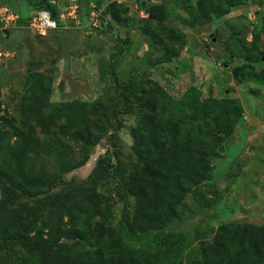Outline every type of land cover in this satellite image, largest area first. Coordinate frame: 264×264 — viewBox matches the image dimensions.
Listing matches in <instances>:
<instances>
[{
	"label": "trees",
	"instance_id": "16d2710c",
	"mask_svg": "<svg viewBox=\"0 0 264 264\" xmlns=\"http://www.w3.org/2000/svg\"><path fill=\"white\" fill-rule=\"evenodd\" d=\"M54 1L58 0H32L31 6L34 11L49 10L61 26ZM244 2L195 0L193 7L199 19L209 22ZM126 10L124 4L122 8L105 5L97 28L107 27L106 12L115 22L126 24L120 18ZM145 11L147 20L156 24L144 27L149 45L159 48L151 64L178 58L186 36L163 24L162 3ZM30 16L22 20L27 22ZM257 41L255 32L250 47L237 39V51L230 56H240L244 63L233 68L235 78L264 81V49ZM255 63L263 64L260 72ZM28 65L17 117L0 118L6 166L0 175V264H264V223L225 221L212 230L201 221L196 233L210 231L212 238L198 249L192 247L189 232L169 228L180 217L192 188L208 180L211 159L243 117L239 99L224 96L209 97L201 104L178 103L150 77L118 82L114 75L120 111L137 115L129 129L135 159L127 170L118 160L119 150H114L97 160L85 180L73 179L50 191L56 176L86 163L90 148L103 136L105 122L98 114H104V109L95 102L89 108L60 113L50 103L53 70L36 72ZM63 140L78 144L82 158L64 159L65 153L59 150L56 165L48 171L43 158ZM115 197L122 203L116 222Z\"/></svg>",
	"mask_w": 264,
	"mask_h": 264
},
{
	"label": "rangeland",
	"instance_id": "374dc122",
	"mask_svg": "<svg viewBox=\"0 0 264 264\" xmlns=\"http://www.w3.org/2000/svg\"><path fill=\"white\" fill-rule=\"evenodd\" d=\"M4 1L21 19L6 26L0 22V118L17 117L29 62L33 71L53 70L50 103L60 113L89 108L95 102H100L104 109V114H98L105 122L104 133L90 148L86 163L56 176L48 187L50 191L73 179L85 180L97 160L114 150H119L118 160L128 170L135 159L129 129L137 122V115L120 111V89L112 85L114 75L118 82L150 77L178 103L195 100L201 104L209 97L228 96L239 99L244 109L233 133L211 159L210 177L192 188L180 217L169 228L189 232L192 247L198 249L212 238L210 231L196 233L201 221L212 230L225 221L264 223V81L235 78L233 68L242 66L244 61L240 56H230L237 51V39L250 47L254 32L258 35L256 44L264 49V0H245L223 17L209 22L198 18L193 7L195 0H58L54 2H58L59 10L74 8L72 14L76 18L66 16L61 26L44 34H37L22 20L34 12L32 0ZM109 3L116 8L124 4L127 10L120 18L127 22H115L106 12L107 27L97 28L101 9ZM157 3L165 7L163 24L183 33L186 45L178 58L152 65L150 60L159 54V48L149 45L144 27L156 24L147 20L145 8ZM92 10L98 12L99 21ZM89 19L95 20L91 21L95 25ZM262 65L255 63V70L260 72ZM113 104H117L116 108ZM53 147L54 151L43 158L48 171L56 165L55 154L59 150L65 153L64 159L82 158L78 144L69 140L59 141ZM3 158L0 146V175L6 168ZM115 158L112 155L113 161ZM121 208L122 203L116 199L114 222Z\"/></svg>",
	"mask_w": 264,
	"mask_h": 264
},
{
	"label": "built area",
	"instance_id": "2783aa9c",
	"mask_svg": "<svg viewBox=\"0 0 264 264\" xmlns=\"http://www.w3.org/2000/svg\"><path fill=\"white\" fill-rule=\"evenodd\" d=\"M71 11H60L59 12V18L64 19L66 16H70L72 19H75V15L72 14L74 12V8H71ZM93 16L97 17V20L99 21V16H97L98 12L92 10ZM75 17V18H74ZM18 18V15L14 13L13 9H10L5 4H0V22H3L6 26L9 23L15 22ZM90 18V17H89ZM91 21H95L93 19H89V23H92ZM100 25V21L96 26L98 27ZM26 26L28 28L35 31L37 34H44L47 30H51L54 28H57V22L56 20L51 16V13L49 10L46 9H40L34 11L30 18L26 22Z\"/></svg>",
	"mask_w": 264,
	"mask_h": 264
},
{
	"label": "water",
	"instance_id": "95a60500",
	"mask_svg": "<svg viewBox=\"0 0 264 264\" xmlns=\"http://www.w3.org/2000/svg\"><path fill=\"white\" fill-rule=\"evenodd\" d=\"M5 31V33L7 34V30H4Z\"/></svg>",
	"mask_w": 264,
	"mask_h": 264
},
{
	"label": "bare ground",
	"instance_id": "6f19581e",
	"mask_svg": "<svg viewBox=\"0 0 264 264\" xmlns=\"http://www.w3.org/2000/svg\"><path fill=\"white\" fill-rule=\"evenodd\" d=\"M96 27V26H95ZM55 29V28H54Z\"/></svg>",
	"mask_w": 264,
	"mask_h": 264
}]
</instances>
